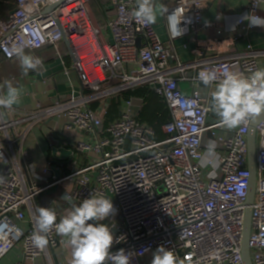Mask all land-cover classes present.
I'll use <instances>...</instances> for the list:
<instances>
[{"label": "built area", "instance_id": "obj_1", "mask_svg": "<svg viewBox=\"0 0 264 264\" xmlns=\"http://www.w3.org/2000/svg\"><path fill=\"white\" fill-rule=\"evenodd\" d=\"M162 1L172 40L205 27L203 10L208 0ZM109 4L106 21L100 24L90 12V0H18V7L2 24L3 60L15 58L10 50L21 43L25 52L51 46L59 53L63 31L75 57L66 74L76 72L83 90L33 110L0 108V175L4 177L0 182V260L17 246L21 259L15 264H55L56 231L47 234L44 249L37 248L31 237L38 215L37 196L61 185L59 198L42 207L54 210L59 222L70 207L61 199L66 192L75 204L92 194L110 198L117 213L104 222L115 224L114 241L121 238L111 251L123 248L134 253L130 264H151L159 246L173 250L183 264H244L250 184L247 135L252 119L232 130L221 127L219 120L209 124L214 112L211 92L203 96L193 89L185 94L179 82L200 83L198 74L205 69H215L221 78L230 71L249 75L264 68V48L248 45L231 56L172 66L175 52L161 40L154 24L132 16L136 0H110ZM263 6L264 0H250L247 11L260 16ZM238 26L240 37L255 28L246 23ZM192 69L196 75L189 78L186 70ZM145 84L151 88L158 84L154 91L171 115L162 127L167 138L160 142L153 139V129L139 121L142 100L138 98L123 101L119 117L104 125L110 102ZM53 119L59 125L54 130L57 134L61 124L76 133L68 140L72 160L60 165L47 158L37 171L26 139L34 127ZM210 142L215 143L216 155L212 162L202 163ZM256 142L257 193L251 205L248 243L252 264H264V119L256 126ZM54 167L61 172L59 178ZM64 168H70L69 173Z\"/></svg>", "mask_w": 264, "mask_h": 264}, {"label": "clouds", "instance_id": "obj_2", "mask_svg": "<svg viewBox=\"0 0 264 264\" xmlns=\"http://www.w3.org/2000/svg\"><path fill=\"white\" fill-rule=\"evenodd\" d=\"M154 2L155 0H136L132 16L145 24L156 23ZM239 23H246L248 27L264 28V17L245 13L238 18L236 24L230 26L231 30H235ZM210 26L211 21L205 20V27ZM10 54L18 59L24 75L42 65L40 58L25 52L23 43L13 47ZM198 79L205 86L214 83L216 85L215 90L211 92V108L219 118L221 127L236 129L264 113V68H258L246 76L230 71L222 78L215 69H205L199 72ZM4 83L6 92L0 94V108L12 109L21 102L22 92L11 81ZM215 155V143L210 142L202 163L212 162ZM3 180L4 177L0 175V182ZM61 199L70 207L59 218V222L57 213L50 207L37 209L36 227L31 237L37 248L44 249L48 245L47 234L54 229L58 235L68 239L71 248L69 264H130L134 253L126 252L123 248L115 253L111 251L114 242L119 243L121 238L114 241L112 228L115 224L109 226L104 223L107 218L117 213L110 198L92 194L79 204H75L72 202L71 194L66 192ZM151 264H183V261L173 250L159 246L153 253Z\"/></svg>", "mask_w": 264, "mask_h": 264}, {"label": "crops", "instance_id": "obj_3", "mask_svg": "<svg viewBox=\"0 0 264 264\" xmlns=\"http://www.w3.org/2000/svg\"><path fill=\"white\" fill-rule=\"evenodd\" d=\"M249 1L208 0L203 10V23L205 24V20L211 21V26L204 27L196 34L191 32L172 40L166 26L163 1L155 0L154 9L157 21L154 26L161 40L166 45L171 46L175 52L171 65H176L178 62L187 64L195 60H207L218 55L231 56L246 50L248 45L254 49H263L264 28L255 27L253 30H248L242 37L237 35L239 24L233 31L230 28L231 25L236 24L238 18L248 13L247 6ZM109 6L108 0H93L90 2L89 8L96 21L102 20L104 22L105 17L103 18V14L105 13V8H109ZM259 15L264 17V6ZM219 31L221 34L218 33ZM26 53L38 57L42 61V65L37 70L29 71L27 75L23 74L16 57L11 60L0 59V94L6 92L5 81H11L22 92L21 102L13 107L33 110L38 104L48 106L59 98H65L71 94H79L83 90L76 72L72 71L69 75L66 74L65 69L70 67L74 60L64 43L59 53L51 46L37 51H27ZM200 53L202 55H199ZM262 65L264 66V58L262 59ZM191 73L195 76L196 70H186V75L189 78L193 77ZM215 86H205L201 82L196 83L193 80H181L179 82V87L185 94H191L193 89H198L203 96H207L209 92L215 90ZM208 120L209 124H211L219 120V118L210 115ZM39 125L41 126L34 127L25 143L32 164L37 171L45 165L49 150L52 151L49 133L54 132L55 128L59 127L56 119ZM59 129L62 130L58 132L61 133L58 134L59 146L69 150L68 140L74 139L76 133L72 130L63 129L62 124ZM66 161L64 159L59 163L60 165H66ZM67 169L69 170L70 168ZM37 203H39V200L36 201ZM62 240H65V237L59 235V247L52 254L55 264H69L71 260V248L65 251L60 250ZM20 257L21 254L19 255V260Z\"/></svg>", "mask_w": 264, "mask_h": 264}, {"label": "trees", "instance_id": "obj_4", "mask_svg": "<svg viewBox=\"0 0 264 264\" xmlns=\"http://www.w3.org/2000/svg\"><path fill=\"white\" fill-rule=\"evenodd\" d=\"M93 0H90L92 2ZM110 3V0H108ZM18 7V0H0V30L2 28V24L6 23L10 18V12ZM107 11L105 8V13L103 14V18L105 17L106 21ZM102 20L98 23L104 24ZM103 22V23H102ZM0 59H2L0 57ZM3 60V59H2ZM138 98L142 100V107L140 112L138 113V119L140 122L149 125L153 131L154 136L153 139L156 142L163 141L167 138V135L163 132V125L171 120V115L169 109L163 98H161L156 91H154L149 85L145 84L135 88L134 90H128L124 92L120 98L116 100H112L106 114L104 116V125L105 127L113 120L119 117V107L122 105V102L129 98ZM53 158L55 164H59L61 160L59 158H54L52 156V151L48 152V159ZM64 172L69 173L67 168H64ZM112 250V248H111Z\"/></svg>", "mask_w": 264, "mask_h": 264}, {"label": "water", "instance_id": "obj_5", "mask_svg": "<svg viewBox=\"0 0 264 264\" xmlns=\"http://www.w3.org/2000/svg\"><path fill=\"white\" fill-rule=\"evenodd\" d=\"M13 13V12H12ZM63 35V42L66 45L70 55L72 56L73 60L75 61L74 52L71 47V44L65 35V33L62 31ZM193 75V73H191ZM192 77V76H191ZM203 84V82H201ZM158 84L154 85L152 89L158 88ZM212 105V101H211ZM213 117H216V114L214 112L211 113ZM264 119V113H261L260 115L256 116L251 120L249 132L247 135L248 139V169L250 172V184H249V190H248V197L246 202V214H245V226H244V235H243V243H242V255H243V262L244 264H252L251 261V255H250V247H249V235L251 232V205L254 202L255 195L257 193L256 189V180H257V174H256V126L257 124ZM211 135V132H208V136ZM49 140H51L52 143V156L59 159H67L66 164H69L72 160V150H68L64 147H60V140L59 135L56 132H50L49 133ZM55 176L57 178L60 177L61 172L57 168L52 169ZM113 235L117 232V228H112Z\"/></svg>", "mask_w": 264, "mask_h": 264}, {"label": "rangeland", "instance_id": "obj_6", "mask_svg": "<svg viewBox=\"0 0 264 264\" xmlns=\"http://www.w3.org/2000/svg\"><path fill=\"white\" fill-rule=\"evenodd\" d=\"M99 22L101 20H98ZM41 126V125H38ZM30 162L32 160L30 159ZM63 192V187L61 185H57L51 189L44 190L40 193L36 200H39V203L36 204L34 202V207H42L48 200L58 199L59 195ZM119 223V220H116ZM68 239L65 237V240H62L60 250L65 251L70 248L69 244H67ZM67 244V245H66ZM17 246L13 247V249L0 260V264H15L19 260V249L17 250ZM21 259V257H20Z\"/></svg>", "mask_w": 264, "mask_h": 264}]
</instances>
